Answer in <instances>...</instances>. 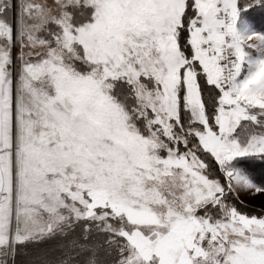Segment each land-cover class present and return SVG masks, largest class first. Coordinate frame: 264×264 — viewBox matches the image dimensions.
I'll use <instances>...</instances> for the list:
<instances>
[{
    "label": "snow or ice",
    "instance_id": "6c2138e0",
    "mask_svg": "<svg viewBox=\"0 0 264 264\" xmlns=\"http://www.w3.org/2000/svg\"><path fill=\"white\" fill-rule=\"evenodd\" d=\"M0 264H264V0H0Z\"/></svg>",
    "mask_w": 264,
    "mask_h": 264
}]
</instances>
